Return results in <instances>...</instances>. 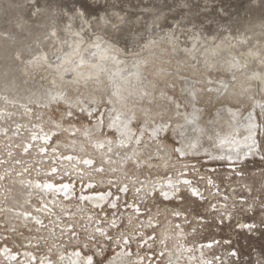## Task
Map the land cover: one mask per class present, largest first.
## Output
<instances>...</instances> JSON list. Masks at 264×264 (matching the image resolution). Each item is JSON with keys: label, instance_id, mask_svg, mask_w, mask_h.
I'll list each match as a JSON object with an SVG mask.
<instances>
[{"label": "rangeland", "instance_id": "obj_1", "mask_svg": "<svg viewBox=\"0 0 264 264\" xmlns=\"http://www.w3.org/2000/svg\"><path fill=\"white\" fill-rule=\"evenodd\" d=\"M258 42L264 0H0V264H180L178 228L190 264H264ZM179 107L211 141L252 112L262 154H182Z\"/></svg>", "mask_w": 264, "mask_h": 264}, {"label": "bare ground", "instance_id": "obj_2", "mask_svg": "<svg viewBox=\"0 0 264 264\" xmlns=\"http://www.w3.org/2000/svg\"><path fill=\"white\" fill-rule=\"evenodd\" d=\"M230 33H231V31H230ZM113 36H115V35L113 34ZM111 39H112V37H111ZM58 42H59V40H58ZM113 43H114V41H113ZM54 44H56V43H54ZM59 46H60V44H59ZM251 46H250V49L252 51H254V49ZM254 46H257L260 50L258 52L255 50L254 51L255 53L252 56V58L256 62L259 61L261 63L258 64V65H255L254 68L252 70H250V71H251V74L254 75L255 78H257V79H259L261 81L262 87L264 88V43L258 42L256 44H254ZM45 54L46 53H43V56L47 55V54L46 55ZM190 92H191V90H190ZM192 93H193V90H192ZM189 97H190V95H189ZM190 101H192V100H190ZM259 107L262 109L264 107V105L261 104V105H259ZM256 108H258V107L256 106ZM179 112L182 113V114L184 113L186 116H188L189 123H191V124L196 126V128H197L196 134L197 133L198 134L203 133V136L200 138L201 141L197 142L193 138V137H196V134L191 135L190 132H189V128L188 127H186V128H178L177 127V129L175 131L176 132L175 136L177 137V140L180 141V146L178 147V149L181 151L182 154H185L186 152H190V151H193V150L197 151V153L200 152V151H204L205 150V151L210 152L211 155H213V156H215V155L224 156L223 158L228 157V158H230L232 160L234 158H236V157L243 158L244 154H246L247 152H250L251 150L252 151L254 150V152H256L258 154H262L261 150L259 149V145H258L259 143L255 141L254 137L252 136L253 135L252 132H251L252 130H250V126L252 127V125L254 124L253 123L254 121H253L252 112L248 113L247 116H245L243 119H240L238 121V118L240 117V112H238L236 110L229 109L228 113H230L232 115L233 122H236V125H237L238 128H236L232 132H231V130H227L226 129L224 134H223L224 135L223 138H218V139L213 140V141H211V139H210V137L212 136L210 131L207 132L206 134H204L205 131L203 132V131H200L198 129L200 126L198 124L196 125V122H195V118H196V114H197V111H196L195 108H192L191 111L189 113H187L182 108L179 107ZM121 118H122V116H121ZM99 127H100V121L95 124L94 128L98 129ZM160 127H162L163 130H166L167 129V124L166 125L163 124ZM210 129H213L214 131H216V129H217L216 124H212ZM118 131H120V137L122 139L123 138H125V140L126 139H130V135L134 131V129L131 126L130 118L126 122L125 129H119ZM152 133H153V135L156 134L155 129L152 131ZM126 136H127V138H126ZM243 138H246V139H244L245 140V142H244L245 144L242 143V141H241V139H243ZM196 142L198 143L197 147H194ZM121 143L124 145L122 151H127V149H125V148H126L128 143H125L123 141ZM140 149H142V148H140ZM170 149L171 148L169 146H167L165 143H162V145L160 146V149L158 150V152L161 153V155H164L166 157L168 155V151H170ZM142 150H144V148ZM145 151L146 150H144V152ZM146 153L149 156H151L153 154H156V150H151L150 152L146 151ZM185 180H184V182H185ZM192 189H193V192L196 194V187H193ZM164 194H166V193L164 192ZM93 198H95L94 199L95 202L100 200V198L98 196H93L92 199Z\"/></svg>", "mask_w": 264, "mask_h": 264}, {"label": "built area", "instance_id": "obj_3", "mask_svg": "<svg viewBox=\"0 0 264 264\" xmlns=\"http://www.w3.org/2000/svg\"><path fill=\"white\" fill-rule=\"evenodd\" d=\"M130 209H131V212L132 211H134V212L140 211L141 212V208L137 204H131ZM133 216H134V214L130 213V217L132 218ZM131 218H127V220L130 222ZM124 219H126V218H124ZM131 220H132V224L130 225V229H132V233H130V239L131 240L136 239V238L142 239V238L146 237L145 235L139 236L138 231L142 234V232H143L142 225H145V227H148V226H146V224H143L141 219L134 218ZM121 222H122V220L119 219L118 221L111 222V224L114 225L116 228H118V226H120ZM195 222H196V217H195ZM151 223H152V220H149L148 224L151 225ZM175 224L177 226L179 225L178 222H175ZM187 224H189L188 221H187ZM118 229H119V231L121 230L120 228H118ZM144 231L146 232V230H144ZM177 231H176L177 232L176 237L180 238V241L178 242L179 243V245H178L179 249L176 250L175 252L179 253L178 258L181 260L180 264H190V262L191 263L196 262V246H194L190 242L189 243L181 242V239L186 240V238H184V237H186L187 234H186V232L180 231V228H178ZM134 232H136V233H134ZM190 250L192 253L187 254V255H183L186 257V260L185 261L182 260L180 254L181 253L184 254L185 252L187 253ZM191 256H192V259H190Z\"/></svg>", "mask_w": 264, "mask_h": 264}]
</instances>
